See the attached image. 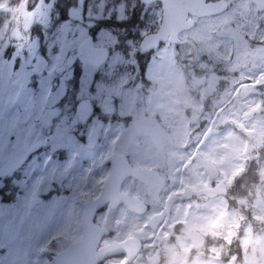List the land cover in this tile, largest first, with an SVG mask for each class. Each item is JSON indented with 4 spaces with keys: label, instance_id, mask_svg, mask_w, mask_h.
<instances>
[{
    "label": "rangeland",
    "instance_id": "374dc122",
    "mask_svg": "<svg viewBox=\"0 0 264 264\" xmlns=\"http://www.w3.org/2000/svg\"><path fill=\"white\" fill-rule=\"evenodd\" d=\"M46 1L0 0V63L9 54L0 74V117L7 111L10 127L17 119L23 122L30 113V106L26 112L18 98L26 87L25 72L31 70L29 66H34L38 55L48 58L56 49H62L70 62L73 48L78 47L92 27L96 32L95 45L107 47L110 56L94 84L90 73H85L86 79L81 81V92L76 97H83L82 110H63L61 123L68 119V128L73 131L79 123L85 134L84 146L71 153L60 167L47 172L37 168L35 173L28 168L22 170L15 182L8 183L15 187L16 194L11 203L0 200V264H52L54 252L79 237L82 207L81 200L76 199L86 194L81 188L82 180L102 175L112 152L136 156L150 146L149 138L134 130L135 120L144 116L159 119L174 138L170 161L174 166L175 161H184L175 171L188 174L189 157L184 158L188 152L183 149L193 139L194 126L188 125L187 114L203 113V140H211L213 152H218L214 153L215 159L223 168L233 171L240 141L237 130L243 118L254 110L249 108L252 98L241 93L239 79H227L218 71L229 68L232 50L227 42L212 39L211 31L187 34L193 45L163 43L151 53L143 73L134 63L138 55L135 43L147 32L140 30L152 26L150 20L129 32L124 31L125 26L98 25L105 20L125 22L128 0H61L64 12L55 20L45 18ZM31 5H40L38 17L30 21L35 32L21 31L29 14L36 10ZM152 17L153 13L147 18ZM185 58L198 60L194 73L187 72L182 63ZM204 95L211 99H197ZM90 101L95 102L97 114L85 124L84 117L92 111ZM80 131H76V136ZM224 140L228 143L225 156L220 153Z\"/></svg>",
    "mask_w": 264,
    "mask_h": 264
},
{
    "label": "flooded vegetation",
    "instance_id": "af4514ba",
    "mask_svg": "<svg viewBox=\"0 0 264 264\" xmlns=\"http://www.w3.org/2000/svg\"><path fill=\"white\" fill-rule=\"evenodd\" d=\"M46 2L45 18L55 20L63 14L61 0ZM181 2L187 7L176 2L175 11L185 17L184 23L191 26L179 30L182 42L173 45H193L192 37L187 34L191 31H211L212 39L227 42L232 50L229 68L218 71L224 73L227 79H239L243 97L252 98L249 108L254 110L243 118L237 130L240 141L236 169L229 171L215 159L214 153L218 152H213L211 140L208 138L206 142L201 136L206 124H202L203 113L200 112L187 114L188 125L194 126L193 139L188 145L195 144V148L184 157H189L190 172L187 175L180 170L175 171L169 159L173 145L160 155L149 139V148L137 152L136 156L130 152H119L127 156L131 166L147 168L152 172L146 182L127 176L120 185L123 194L136 198L139 209L143 208L142 212L130 210L124 202L114 207L106 203L96 211L94 222L109 231L100 240L98 248L129 238L138 239L139 246L132 260H128V253L125 252L107 257L97 264H117V261L120 264H264V0ZM24 4L22 9L25 11L28 2ZM39 6L31 5L30 8L36 10L29 14V21L21 31H34L30 21L38 17ZM193 6L196 12L192 11ZM206 8L210 12H203ZM163 12L164 5L160 0H128V17L125 25L122 24L124 31H132L139 25L143 27L150 20L149 26H152L140 31H147L145 34L154 32L162 22ZM152 13L153 17L148 19ZM218 31H233L235 39L229 35L219 36ZM142 37L135 43L138 51ZM154 50L142 54L141 58L135 57L134 63L143 73ZM5 59L7 63L8 58ZM182 60L187 72L194 73L198 60ZM205 98L211 99L206 95L197 96L199 100ZM220 153L224 156L228 153L225 140ZM109 156L102 175L82 180L81 188L86 194L76 199V202L81 200V218L84 202L101 192L110 170ZM201 158L214 167H205ZM203 190L208 193L199 192ZM81 237L80 219L79 237L71 242ZM133 248L136 247L131 245L130 250L133 251ZM57 252H54L52 264Z\"/></svg>",
    "mask_w": 264,
    "mask_h": 264
},
{
    "label": "snow or ice",
    "instance_id": "6c2138e0",
    "mask_svg": "<svg viewBox=\"0 0 264 264\" xmlns=\"http://www.w3.org/2000/svg\"><path fill=\"white\" fill-rule=\"evenodd\" d=\"M89 35L94 45L96 32L92 27ZM72 51L70 62L62 49H56L51 57L39 58L35 66H29L31 70L25 72L26 87L18 102L26 112L30 106L27 119L23 122L17 119L10 127L7 111L0 117V186L15 182L22 170L28 168L35 173L37 168L47 172L60 167L70 159L71 153L84 146L85 134L80 131L81 125L77 123L73 131L68 128L70 121L65 119L61 123V117L64 109L82 110L83 97L76 98L81 92V81L86 79L88 72L94 84L107 64V56L89 63L91 49L82 47ZM88 87L91 93V84ZM90 104L92 111L84 117L85 124L97 114L95 102L90 101ZM76 131H80L79 136Z\"/></svg>",
    "mask_w": 264,
    "mask_h": 264
},
{
    "label": "water",
    "instance_id": "95a60500",
    "mask_svg": "<svg viewBox=\"0 0 264 264\" xmlns=\"http://www.w3.org/2000/svg\"><path fill=\"white\" fill-rule=\"evenodd\" d=\"M160 1H162L164 5L162 22L155 32L148 33L142 37L140 42V54H146L158 48V43L159 45L166 41L174 44L181 43L179 30L191 26L190 24L184 23L185 17L177 14L175 11L176 2L183 7H187L181 0ZM192 11L196 12L194 6ZM203 12H210V10L206 8ZM217 35H229L235 39V33L233 31H218ZM82 47H87L92 51L89 63L95 59H103L105 56H107L108 60L110 56L107 47L92 44L90 35L81 41L77 49ZM41 57L42 56L37 57L35 64ZM5 64L6 60L2 63L1 68H3ZM191 120L192 122L194 121V116H192ZM133 128L139 135L149 137L160 155L165 154L174 143L172 134L162 126L157 117L144 116L139 118L133 122ZM201 162L207 168L214 167L213 164L206 159L201 158ZM109 164V174L104 181L100 194L91 200L85 201L83 204L81 239L71 242L66 248L57 252L54 256V264H97L107 257L125 252L128 253V260L134 258L139 246L138 239L136 238H129L122 242H111L98 248L100 240L105 234H108L109 231L106 227H102L95 223L94 216L96 211L106 203H110V206L114 207L120 202H124L128 205L130 210L142 212L143 208L139 209V203L136 198L123 194L120 191V185L127 176H132L146 182L152 170L131 166L127 156L117 152H112L110 154ZM199 192L208 193L206 190ZM131 245L136 247L135 249L133 248V251L130 250Z\"/></svg>",
    "mask_w": 264,
    "mask_h": 264
},
{
    "label": "trees",
    "instance_id": "16d2710c",
    "mask_svg": "<svg viewBox=\"0 0 264 264\" xmlns=\"http://www.w3.org/2000/svg\"><path fill=\"white\" fill-rule=\"evenodd\" d=\"M104 24H105V26H115V27L117 26V27H120V26H122V24L125 25V22L116 24V23H114L112 21H106L105 20L104 23L101 22L98 25L99 26H104ZM33 32H35V31H33ZM137 58H141V54L140 53H138ZM15 194H16V189H15L14 186L13 187L9 186L8 183H6L3 186H0V200L2 202L11 203L14 200Z\"/></svg>",
    "mask_w": 264,
    "mask_h": 264
},
{
    "label": "clouds",
    "instance_id": "9594fccd",
    "mask_svg": "<svg viewBox=\"0 0 264 264\" xmlns=\"http://www.w3.org/2000/svg\"><path fill=\"white\" fill-rule=\"evenodd\" d=\"M195 148V144L194 143H190L189 145H187V147H185L184 149H183V151L185 152V153H187V152H189L190 150H193ZM183 163H184V161H182V160H178V161H176V163H175V167L177 168V169H180L181 167H182V165H183ZM180 173L178 172L177 173V175H179ZM184 175H187V172H185V173H183ZM214 183V182H213ZM173 187H176V185H174ZM192 199H195V197H192ZM205 253H206V255H207V249H205Z\"/></svg>",
    "mask_w": 264,
    "mask_h": 264
}]
</instances>
